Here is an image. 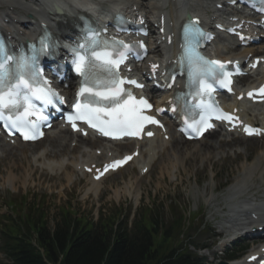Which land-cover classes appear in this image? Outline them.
<instances>
[{
  "label": "rangeland",
  "instance_id": "obj_1",
  "mask_svg": "<svg viewBox=\"0 0 264 264\" xmlns=\"http://www.w3.org/2000/svg\"><path fill=\"white\" fill-rule=\"evenodd\" d=\"M218 135L217 133L211 134L196 146L202 148L207 143L219 142L220 135ZM67 139L70 142V139ZM46 141L33 146L11 147V151L6 150L5 156L0 157V215L6 216V218L0 216V228L7 219H13L8 205L15 201L19 202L14 211L15 214L26 213L28 209L32 212V208H36V206L41 208L49 228L60 219L62 212L67 210L72 213L71 217H82L88 221H94L102 213L104 216L112 214L118 215L120 218L125 217L130 224L135 221L137 216L150 213L147 211L150 209L152 213H157L162 228L181 215L186 225L184 237L188 236L187 242L193 246H210L219 231L218 226L221 220L218 216L222 214L220 210L223 207L230 208L227 202L230 200L229 192L225 189L222 192L221 186L224 183L230 184L238 178H240L239 181L255 180L254 182L251 180L245 182L248 188H251L252 185L257 189L255 184H258L259 187L264 186V176L261 180L257 174L264 165V154L258 156L261 151H264V139L243 141L242 146L238 145L240 148L234 146L237 145L236 143L227 144L224 142L221 144L220 142L221 147L213 151L215 157L209 161L201 160V156L208 155L202 149L195 153L194 159H190L191 155L186 153L192 146L189 143L183 144L185 146L182 147V154L180 153L181 156L177 157L170 143L161 151L160 157L150 173L141 178L139 182L136 180L138 177L136 169L134 166H130L103 180L97 187L99 191L95 195L86 193L89 184L74 172L72 173L74 169L72 167H68L66 170L68 175L71 174V178L68 179L63 178L64 171L51 175L38 168L39 166L35 167L37 165L31 162V153L43 146L49 150ZM77 143L79 144V142ZM85 143H88V140L81 143L80 146L87 147L89 145H85ZM244 146H246V150L243 149ZM236 148H238L237 151L241 150L240 154L234 152ZM74 149L73 153L77 155L81 148ZM230 151L234 152L235 157L229 155ZM173 155L178 163H175L174 167L172 164L170 168L166 163L167 156L173 159ZM180 160L186 162L184 169ZM253 160H256L257 163L250 175L244 172L242 164ZM176 167L177 172L172 170ZM134 185H136L135 189ZM215 210L218 211L215 212ZM250 242L251 239H246L240 243L244 249L240 251L238 259H242V256L252 248ZM214 248L199 251L198 254L204 257L209 264L227 262L220 255L222 250L217 247L214 251ZM191 250L194 248L191 247ZM4 263H6V258L0 252V264Z\"/></svg>",
  "mask_w": 264,
  "mask_h": 264
},
{
  "label": "snow or ice",
  "instance_id": "obj_2",
  "mask_svg": "<svg viewBox=\"0 0 264 264\" xmlns=\"http://www.w3.org/2000/svg\"><path fill=\"white\" fill-rule=\"evenodd\" d=\"M258 10L264 13V0H260ZM196 24H198V21L185 28L187 44L183 49V60L187 63L189 75L199 82L200 88L204 92L214 91L211 84L207 83L206 78L209 76L218 79L222 87H226L231 91L229 87L232 82L230 74L223 72L225 64L219 60L205 59L196 51L201 38L211 39V36L196 27ZM241 39L243 40L244 37H241ZM40 43L41 51L45 53L56 46L46 42V39H42ZM114 44L119 46V51L115 47L112 50L105 47L101 51H97L95 48L88 51L84 44L77 46L83 52L72 49L76 57L74 61L75 71L84 77L78 93V96L83 97L84 101L77 100L74 105L75 115H68L67 120L74 129L77 127L75 121L80 120L87 123L89 127L97 129L104 136H111L114 139L124 136H140L146 124H159V121L150 115L144 114L145 109H151L152 107L146 99H137L121 87L125 82L136 87H143V85L137 83L136 80L125 81L119 79L115 71L124 63L127 53L133 51L136 46L125 44L123 41L114 42ZM138 47L144 48L143 42H140ZM12 59L10 56L7 57V60ZM31 59L33 62L35 61V57ZM151 67L155 72L158 65L153 64ZM252 67H256V64H253ZM96 68L104 69L113 78L109 81L98 80L93 72V69ZM26 70L29 72L27 78ZM218 73H222V75L218 76ZM38 77H40L39 70L30 68L29 61L25 58H21L16 63L15 70L11 75L5 65L0 63V120L11 128L20 131L25 140L35 139L37 135L35 125L27 119L32 115L34 108L32 99L35 98L44 104L51 105L53 104V97L57 96V93L50 87H41L36 83ZM12 78H14V83L9 82ZM47 83L45 80L44 84L47 85ZM259 91L264 94V87ZM248 95L251 97L253 93L249 92ZM207 107L211 109V106ZM21 108L22 112H20ZM216 118L229 122L233 120L231 115L225 113H219ZM199 123L202 125V127L196 128L199 134L212 127V124L208 123L207 118L204 116L201 117ZM244 131L249 136L260 135L258 129L245 127ZM146 135L152 136L153 133L147 132ZM131 159L132 156H126L122 160H116L108 165L105 171L109 168L120 167ZM99 178L100 176L96 177V179Z\"/></svg>",
  "mask_w": 264,
  "mask_h": 264
},
{
  "label": "bare ground",
  "instance_id": "obj_3",
  "mask_svg": "<svg viewBox=\"0 0 264 264\" xmlns=\"http://www.w3.org/2000/svg\"><path fill=\"white\" fill-rule=\"evenodd\" d=\"M83 1H86V0H62L63 4L59 5L58 3H55V0H52V1H46V0L31 1L29 0L26 2H24L23 0H0V11H2V13L4 14V17H8L7 13L8 12L10 13L11 16L9 18H10L11 23H13L14 18L19 19L20 15H23L24 17L28 18V20L26 21L31 22V23L33 21L37 22L39 20H42L41 22L47 25L49 30L52 31L56 36L65 37L67 36V34H71L73 32L71 31L70 28L74 20L76 21V15L79 13L78 11H80V8H82ZM145 1L147 4L145 3ZM210 1L211 3L212 1L213 3H216V2L219 4L221 3V0H191L186 4V7L190 11V13L195 12L197 14H200L201 16H204V15L206 16L207 13L209 12L208 10L214 6V4L211 5ZM99 5L100 6L96 8V10L98 9L97 13H99L100 10L103 12H106V10L108 11L109 8H116V9L122 8V10H125V11L127 10L128 12L130 10L128 8H131L132 10L133 8L138 9V11L141 14H143V16L146 18L148 23H149V20H151L152 18H156V21H157V16H160L161 14L165 17L167 26H169L170 24L173 25L175 23L174 21L177 20L174 14L178 6H176L174 2H172L171 0H112V1L105 0V1L99 2ZM92 11L95 12L96 14V11L93 8H92ZM110 12L112 11H109L108 13ZM217 16H220V15H217L216 13L213 12L212 16L207 15V17L204 18V21L208 22V19L210 17L215 18ZM98 18H96V20L100 21V19ZM29 25L30 26L23 28L24 33L20 32V28L15 30L9 27L8 25H6V28L4 26H1L0 28L3 29L12 38V40L23 41L26 38L27 39L32 38L34 36L33 32L36 29H38L36 24H29ZM160 37L161 36L159 35L157 39H159ZM224 42H227L228 44H233V42H231L230 40L227 41L226 39L222 40V43ZM152 47L153 46L151 43L150 48ZM224 47L222 46L220 49L218 47L215 51L219 55H222L225 57H231V56L234 57V56L240 55V53L230 54L229 51L224 52L225 50ZM159 48L157 47L154 50H150L148 58L158 57L160 54ZM247 51L248 52L256 51V49L253 47L244 48L242 51L243 55L246 54ZM159 61L162 62L161 59ZM261 78L262 77H260V75L258 74L257 78H255L254 80L259 81L261 80ZM214 133H217L220 135L219 142L214 141V142L207 143L202 148L197 147L196 144L200 143L205 136H203L202 139L199 141H191V142H186V141H183L181 139H176V138L172 139L173 141L172 147L174 150L173 152L176 153L177 157L181 156L180 153H181L182 147L185 146L183 144L189 143V144H192V146L188 148L186 153L188 155H191L190 159H194L195 153L200 152L202 149L204 153L206 152L208 153V155L205 157L201 156V160L209 161L215 157V154H213L214 153L213 151L221 147L220 142L221 144H224L222 140L223 137L221 138V136H224L226 138L227 144H234V143L237 144L234 146H238V145L242 146L243 141L255 140L253 138L233 139L231 138L232 136H234L233 133L220 134L219 132H213L212 135H214ZM68 137L70 139L69 140L70 142L75 141V142H79L80 144L83 142H87L88 140V138H81L78 136H74L66 130H59L54 136L48 139V142H46V145L47 144L49 145V150L47 148H44V149H41L40 151L35 152L31 157V162L34 165H37L40 168L46 169L48 171L54 172L58 170H63L64 171L63 178L68 179V178H71V174L68 175V172L66 171L68 167H72L74 168V170L75 169L77 170V167L84 162L86 165H90L96 161V158H98V156L94 154L93 149H90V148L88 149L86 146L81 147L80 145H78L76 148L77 149L81 148V149L80 151L78 150L79 152L77 155L74 154L73 153L74 148L69 147L70 145L68 146V144L70 143L68 142V139H67ZM86 144L87 143H85V145ZM26 145L33 146L35 144H22L20 145V148ZM165 145H166L165 141H163L159 137L155 141L152 140L148 145L142 146L141 148L144 151H141L138 158L136 159V163L139 165V170H141L145 166L148 167L151 162L153 163L155 155H156V151L163 149ZM103 146L104 147H98L101 150L102 156H107L108 153H110L111 151H114L111 145L104 144ZM10 148L11 147L9 145L5 144L4 142L0 140V157L5 156L4 155L5 151L10 150ZM243 149L246 150V146H244ZM262 153L264 154V151H261L258 154V156ZM164 160H165V157H164ZM166 163L171 168L172 164H173L172 167L176 166L175 163H178V160L176 159L174 155H173V159L167 156ZM256 163H257L256 160H253L252 162H248V163L244 162L242 164V169L244 170V172L249 173L251 175L253 173ZM180 164L184 169V166H186L185 160L184 162L180 160ZM257 174L260 176V179L262 180V177L264 176V165L258 170ZM239 180L240 178L232 182L226 188L227 190L231 189V192H229V196L231 198L230 200L227 201L228 205H233L237 203L236 202L237 199L239 198L241 199L240 194L242 192H245V193L247 192L248 194H251L252 197L255 196L254 193L257 189L252 187V185H251V188H248V186L245 185V182L251 179L246 180V181L244 180L239 181ZM88 181L91 184H90V187L87 188L86 193L94 192V194H96L95 192L98 191L97 187L103 181V179H101L99 182H93L89 178ZM251 181L254 182L255 180H251ZM129 184L130 182L128 183V185ZM248 184H251V183H248ZM115 192L117 193V189ZM237 195L239 196V198L237 197ZM251 196L244 198V201L249 202V208L251 209L250 213L248 214V217L250 218L249 215L253 213L256 216H258L259 219L258 220L250 219L248 227H247L249 230L251 228L261 225L264 222V206L256 204L254 199ZM225 209L226 207H223L220 211H225ZM216 211L218 210H215V212ZM236 211L238 212V209ZM239 217L240 218H237L235 216L231 217L227 215H221L222 222L219 225V232H223V233L226 232L229 226L233 225L235 221L244 219V215H239ZM241 229H246V228L245 226H243ZM254 238H259V237H254Z\"/></svg>",
  "mask_w": 264,
  "mask_h": 264
},
{
  "label": "trees",
  "instance_id": "obj_4",
  "mask_svg": "<svg viewBox=\"0 0 264 264\" xmlns=\"http://www.w3.org/2000/svg\"><path fill=\"white\" fill-rule=\"evenodd\" d=\"M178 216L162 228L157 213L129 228L125 219L99 217L96 222L64 215L48 228L44 215L28 212L0 232L6 264H206L182 240Z\"/></svg>",
  "mask_w": 264,
  "mask_h": 264
}]
</instances>
